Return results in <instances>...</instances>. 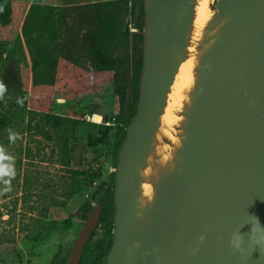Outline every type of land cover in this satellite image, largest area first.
I'll return each instance as SVG.
<instances>
[{
    "label": "water",
    "instance_id": "obj_1",
    "mask_svg": "<svg viewBox=\"0 0 264 264\" xmlns=\"http://www.w3.org/2000/svg\"><path fill=\"white\" fill-rule=\"evenodd\" d=\"M194 8L195 0H143L142 67L113 168L105 264H264V0H215L177 160L151 180L152 203L139 202ZM100 214L97 203L64 264L80 263Z\"/></svg>",
    "mask_w": 264,
    "mask_h": 264
},
{
    "label": "rangeland",
    "instance_id": "obj_2",
    "mask_svg": "<svg viewBox=\"0 0 264 264\" xmlns=\"http://www.w3.org/2000/svg\"><path fill=\"white\" fill-rule=\"evenodd\" d=\"M94 1L102 0H13L17 16L4 39L0 59V85L11 97L18 96L22 69L30 67L21 38L28 5ZM57 77L47 99L31 93L26 96V108L15 102L12 118L0 132V148L13 158L15 170L13 177L0 179V264H49L60 247L68 253L83 224L75 214L79 205L113 171L111 142L96 150L86 145L88 117L98 111L108 122L115 110L111 88L104 85L95 91L89 87L83 59L77 65L61 63ZM28 109L64 119L69 129L66 158L54 138L37 132L41 115L29 114ZM13 134L15 138L10 139ZM67 219L70 226L64 229Z\"/></svg>",
    "mask_w": 264,
    "mask_h": 264
},
{
    "label": "trees",
    "instance_id": "obj_3",
    "mask_svg": "<svg viewBox=\"0 0 264 264\" xmlns=\"http://www.w3.org/2000/svg\"><path fill=\"white\" fill-rule=\"evenodd\" d=\"M16 16L13 0H0V59L4 39ZM143 22V0H102L72 5L30 3L21 24V38L30 67L20 73L16 99L6 90L0 96V132L8 126L15 102L20 108H26V96L31 93L47 99L58 78L59 65L66 62L77 65L83 59L89 73V87L98 91L109 85L115 100V110L108 122L103 121L98 111L88 117L86 145L96 150L111 142L114 168L126 127L135 111L142 67ZM28 113L41 115L37 132L54 138L66 158L69 129L64 119L32 109ZM113 185L111 171L106 180L88 191L75 213L83 221L97 203L101 205L99 223L85 244L79 264H105L113 240ZM69 226L67 219L64 229ZM67 255L60 247L49 264H64Z\"/></svg>",
    "mask_w": 264,
    "mask_h": 264
},
{
    "label": "bare ground",
    "instance_id": "obj_4",
    "mask_svg": "<svg viewBox=\"0 0 264 264\" xmlns=\"http://www.w3.org/2000/svg\"><path fill=\"white\" fill-rule=\"evenodd\" d=\"M214 2L215 0H195L186 56L180 63L166 95L151 152L142 172L139 196L141 206H149L153 201L155 187L151 180L157 178L159 169H170L177 160V153L184 140L186 114L193 98L200 59L206 47L204 39L215 31L209 29L216 14Z\"/></svg>",
    "mask_w": 264,
    "mask_h": 264
},
{
    "label": "clouds",
    "instance_id": "obj_5",
    "mask_svg": "<svg viewBox=\"0 0 264 264\" xmlns=\"http://www.w3.org/2000/svg\"><path fill=\"white\" fill-rule=\"evenodd\" d=\"M5 92V87L3 85H0V96H2ZM13 136H10V139H14ZM15 175V170L13 167V158L6 154L5 150L3 148H0V179H3L5 177L11 178ZM5 183H8L7 180H5Z\"/></svg>",
    "mask_w": 264,
    "mask_h": 264
}]
</instances>
